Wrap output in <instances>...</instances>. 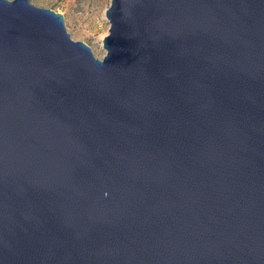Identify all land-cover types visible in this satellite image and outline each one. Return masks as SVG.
<instances>
[{"label": "water", "instance_id": "water-1", "mask_svg": "<svg viewBox=\"0 0 264 264\" xmlns=\"http://www.w3.org/2000/svg\"><path fill=\"white\" fill-rule=\"evenodd\" d=\"M106 18L0 0V264H264V0Z\"/></svg>", "mask_w": 264, "mask_h": 264}, {"label": "rangeland", "instance_id": "rangeland-1", "mask_svg": "<svg viewBox=\"0 0 264 264\" xmlns=\"http://www.w3.org/2000/svg\"><path fill=\"white\" fill-rule=\"evenodd\" d=\"M31 3L61 14L72 39L90 46L97 58L104 57L103 39L110 28L106 10L111 0H31Z\"/></svg>", "mask_w": 264, "mask_h": 264}]
</instances>
